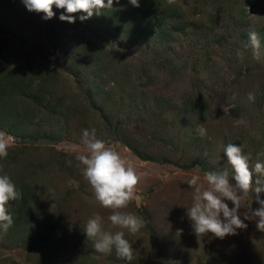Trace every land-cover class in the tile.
Wrapping results in <instances>:
<instances>
[{"label": "rangeland", "instance_id": "rangeland-1", "mask_svg": "<svg viewBox=\"0 0 264 264\" xmlns=\"http://www.w3.org/2000/svg\"><path fill=\"white\" fill-rule=\"evenodd\" d=\"M1 4L5 7L2 12L11 20L5 21L6 26L0 30V53L13 68L27 66L26 53L34 55L31 60L36 66L47 64L45 71L51 77L45 83L47 98L54 102L49 113L54 115L58 110L67 115L65 127L51 145L55 151L72 153V160L76 161L75 154L84 151L83 131L89 128L69 117L65 107L75 110L80 104L86 105L88 82L64 70L63 51L52 45V31L47 21L59 19L63 9L54 8L56 15L44 20L42 14L29 12L21 0H3ZM167 4L165 0L161 5L166 9ZM171 6L180 26L176 21L164 19L161 27L168 29L167 22H170V27L176 26L178 30L164 35L152 32L143 42L126 41L119 49L122 50L119 58L123 60L119 65L114 64L120 72L126 70L121 64H128L131 86L142 91L145 104L140 109L144 121L130 123L128 131L119 136L155 160L140 159L125 145L123 138L114 137L112 131L101 125L94 128L96 137L118 151L141 177L136 199L127 210L143 217L145 226L135 235L123 230L125 238L133 244L131 262L118 258L115 251L110 255L98 253L94 259L99 264H264V233L256 229L255 221H245L247 229L237 230L238 234L224 239L211 235L199 238L194 234L187 217L193 189L186 183L194 174L203 179L206 171L223 169L229 171L231 180L232 171L222 151L228 143L241 146L252 166L258 160L264 161V0H175ZM57 28L70 30V36L77 34L75 44L86 36L94 38L86 29L81 31L62 23ZM250 30L260 35L258 60L253 58L249 45ZM99 36L94 39L95 43L117 45L105 33ZM20 44L28 45L21 47ZM249 93L254 95V101L248 99ZM193 95L197 96L199 116L187 122L169 120L167 116L174 109H183L184 101ZM156 100L162 102L161 108L156 107ZM185 110L180 116L188 118L191 113ZM159 111L167 118L162 120ZM153 116L162 120L160 126L155 124ZM91 120L98 124L96 118ZM237 120L244 123L236 126ZM0 133L14 143L19 141L3 130ZM38 144L41 147L44 143ZM163 158L175 163L159 161ZM54 184L56 190L52 195L57 196V203L44 212L57 225L68 230L74 227L78 233L77 229L99 213L104 217L106 229L119 230L107 219L111 210L104 209L95 200L92 189L83 179L82 166L78 165L77 173H55ZM260 199L264 200V193ZM228 203L231 207V202ZM249 207H259L254 193L242 197L241 218ZM31 235L19 237L10 228L7 232L0 231V264H37L35 256H41V263H45L56 254L77 259L78 250L74 248L77 238L68 239L57 250L48 247L49 234ZM37 238L41 241L34 250L32 246ZM150 239H155L158 245L163 242L159 257L154 247H148Z\"/></svg>", "mask_w": 264, "mask_h": 264}, {"label": "trees", "instance_id": "trees-1", "mask_svg": "<svg viewBox=\"0 0 264 264\" xmlns=\"http://www.w3.org/2000/svg\"><path fill=\"white\" fill-rule=\"evenodd\" d=\"M1 1L3 0H0V30L6 26V22L11 20L10 16L7 17L2 12L5 7L2 6ZM164 1L139 0L140 6L133 7L128 0H118V2L113 0L112 9L105 10L100 15L94 14L84 21L79 19L83 13L73 14L76 17L74 23L60 19L47 21L52 31V45L60 47L63 51L64 70L74 74L78 80L88 82L86 105L80 104V107L75 110L65 107L69 117L83 123L89 130L101 125L104 129L112 131L114 137L118 139L123 138L119 135L128 131L130 123L141 124L144 121V117L140 114V109L145 106L142 91L131 86L132 76L127 69L128 64L126 62L121 64V67L127 70L122 72L114 64L119 65L123 60L119 58L122 55V50L119 49L126 41L143 42L152 32L164 35V33L178 30L176 26L170 27V22H167L168 29L161 27V21L164 19L176 21V24L180 26V21L174 17L172 10L174 8L167 4L164 9L161 5ZM58 23L65 24L66 27L70 25V27L80 28L81 31L86 29L89 31L88 35L90 32L93 33L94 38L86 36L75 44L77 34L70 36V30L65 32L57 28ZM100 33H105L111 42L117 41V45L95 43L94 39H99ZM25 45L28 44H20L21 47ZM25 56L27 66L18 65L13 68L6 64L5 58L0 53V130L19 140L15 143L16 146L9 150L8 157L0 160V165L10 174L18 191L22 193L21 199L10 201L8 204L9 214L14 221L10 227L11 232L19 237L24 234H32L31 237H35L47 233L49 234L48 247L57 250H61L68 239L77 238V241H74V248L78 250L77 259L56 254L47 262L41 263L42 257L35 256L34 262L37 264H99L94 259L98 253L94 250L92 242L80 231L84 227L79 231L77 229L78 233H76L74 227L68 230L63 225H57V222L49 219L44 212L45 208L49 210L50 206H55L57 203V196L52 195L56 190L55 173H77L78 165L72 160V153L55 151L51 145L57 141L60 129L65 127L67 115L58 110L54 115L49 113L54 107V102L47 98L49 93L46 92L45 83L51 78L47 74L49 72L45 71L47 64L36 66L31 60L34 55L26 53ZM79 61L80 65L77 63ZM77 79L75 78V81ZM108 82L111 85H108ZM196 98L197 96L193 95L190 100H185L183 109H174L171 116H167L168 119L184 122L195 120V117L200 114L195 104ZM155 104L157 108H161L162 102L158 103L156 100ZM185 109L191 113L188 118L180 116ZM159 114L162 120L167 118L160 111ZM93 117L98 120V124L94 120L89 121ZM151 118L157 122L155 123L157 126L161 125L159 122L162 120L156 116ZM38 142L44 143L43 146L40 147ZM123 142L140 159L155 160L143 154L124 138ZM159 161L175 163L167 158ZM177 165L182 167V164ZM53 189L54 192H52ZM34 241L32 249L37 250L41 239L37 238ZM148 247H154L159 257L160 249L164 245L163 242L158 245L155 239H150Z\"/></svg>", "mask_w": 264, "mask_h": 264}, {"label": "clouds", "instance_id": "clouds-1", "mask_svg": "<svg viewBox=\"0 0 264 264\" xmlns=\"http://www.w3.org/2000/svg\"><path fill=\"white\" fill-rule=\"evenodd\" d=\"M118 2V0H117ZM133 7H139V0H128ZM174 4L175 0H167ZM29 12L42 14V19L53 18L55 9H63L59 15L61 21L74 23L76 13L81 21L100 15L103 11L113 8V0H21ZM249 45L253 50V58L260 59L261 39L255 30L248 32ZM248 99L254 101L252 93ZM236 126L244 123L237 120ZM83 152L75 154V160L82 166L83 179L92 189L95 200L104 209L111 210L107 217L111 226L117 231H110L104 226V217L96 213L85 223L83 232L93 244L94 250L102 255H110L115 251L118 258L131 262L133 260V244L125 238L127 230L130 234L139 233L145 226L143 217L127 210L136 199L141 177L137 170L116 150L96 137V130L85 129L82 134ZM16 145L13 140L0 133V160H5L9 150ZM229 171L209 170L203 179L194 174L186 183L193 189L191 203L187 206V217L191 221L194 234L203 238L211 235L224 239L238 234L237 230H245V221H255L256 229L264 233V200L260 194L264 193V161L250 164V157L241 146L228 143L222 147ZM71 163V161H69ZM249 193L255 194L259 207L251 209L241 218L240 208L242 197ZM22 193L18 191L15 182L0 165V231L7 232L13 225V217L9 214L10 201L19 200ZM231 202V207L229 203Z\"/></svg>", "mask_w": 264, "mask_h": 264}]
</instances>
